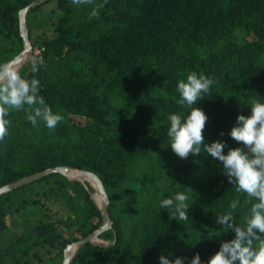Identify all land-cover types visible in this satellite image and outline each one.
Returning a JSON list of instances; mask_svg holds the SVG:
<instances>
[{
	"label": "trees",
	"instance_id": "trees-1",
	"mask_svg": "<svg viewBox=\"0 0 264 264\" xmlns=\"http://www.w3.org/2000/svg\"><path fill=\"white\" fill-rule=\"evenodd\" d=\"M32 1L0 0V63L23 49L18 13ZM99 3L46 0L26 12L28 38L44 60L35 74L40 95L63 120L49 130L42 122L33 127L23 110L10 112L0 140V187L56 166L99 177L112 227L100 242L81 245L68 264H159L160 255L188 264L197 253L207 264L234 237L216 217L236 199L233 215L243 226L251 205L203 148L187 159L172 151L167 118L187 115L177 104V82L203 73L215 80L195 105L208 117L204 142L224 141L225 152L242 146L228 133L238 114L250 115L253 100L264 102V0H107L89 20ZM32 19L46 33L39 42ZM28 67L27 61L21 74L30 79ZM93 191L87 181L55 172L2 193L0 235L6 232L11 244L6 216L39 210L43 217L30 228L24 221L15 241L56 247L62 261L67 244L103 222ZM177 192L188 196L186 221L160 209ZM4 245L0 239V252Z\"/></svg>",
	"mask_w": 264,
	"mask_h": 264
},
{
	"label": "clouds",
	"instance_id": "clouds-1",
	"mask_svg": "<svg viewBox=\"0 0 264 264\" xmlns=\"http://www.w3.org/2000/svg\"><path fill=\"white\" fill-rule=\"evenodd\" d=\"M71 2L77 7L93 4V0ZM106 3L107 0H104V3L96 4L89 14V20L98 18L100 9ZM28 64V72L33 74L30 79L21 74L23 64L14 60L0 63V140L8 135L10 122L6 117L12 111L23 110L33 127H39L42 122L49 130H55L63 120V116L54 113L40 95V81L35 78V74L44 66L43 58L39 55L32 56L28 59ZM214 83L213 78L195 72L177 82V104L187 110V115L168 116L169 144L181 159H187L189 155H199L203 148L222 163L223 174L229 183L235 185L237 193L245 194L251 205L243 226L235 222L233 215L239 200H232L230 210L216 217V223L223 227L224 232L232 230L234 237L222 241L219 249L209 257L207 264H264V240L261 239L264 236V102L253 100L249 105L250 115H237L236 123L228 135L242 146L229 148L225 152L224 141L215 140L210 144L204 142L203 130L208 117L200 108L195 107L199 99L211 94ZM223 134L220 133L221 136ZM187 201L188 196L185 193L177 192L174 197L163 199L160 209L168 210L172 219L186 221L189 219ZM257 241L259 243L254 244ZM159 264H184V259L176 257L170 260L166 255H160ZM188 264L204 262L197 253Z\"/></svg>",
	"mask_w": 264,
	"mask_h": 264
},
{
	"label": "water",
	"instance_id": "water-1",
	"mask_svg": "<svg viewBox=\"0 0 264 264\" xmlns=\"http://www.w3.org/2000/svg\"><path fill=\"white\" fill-rule=\"evenodd\" d=\"M43 1H46V0H34L31 3H29L27 6H25L24 8L19 10V13H18L19 31H20V36L22 37V41H23V49L18 53V55H16L12 59L18 63H21V64L26 63L28 61V59L30 58V55H31L32 44L28 38V32H27V27H26V23H25L26 12L29 9L37 6L38 4H40ZM55 172H58V173L65 175L69 180H78L81 183H84L85 181H87L89 184H91L97 192L96 195L99 196V200H97V201L94 199L93 196H92V198L95 201V203L97 204V206L101 212L102 219H103V222L99 228L90 232L89 234H87L83 238H81L77 241L71 242V243L66 245V247L63 249V258H62L61 264H68L69 261L71 260L72 256L76 252V250L81 245H83L84 243H87V242H94V239L98 238V235L101 232H103L104 230L110 229L112 227V221H111V219L108 215V211H107V204L109 202V199H108V196L105 192V189H104L103 184H102L101 180L99 179V177L91 171L72 169L71 167H68V166H56L53 168H46L42 171L35 172L33 174H30L28 176H25V177H22L18 180H15L9 184L1 186L0 187V194L6 193V192L11 191L15 188H18V187L23 186L27 183H30L34 180H37L38 178H41L47 174H51V173H55ZM90 181L93 182V184L90 183ZM71 248H72V251H71Z\"/></svg>",
	"mask_w": 264,
	"mask_h": 264
},
{
	"label": "rangeland",
	"instance_id": "rangeland-1",
	"mask_svg": "<svg viewBox=\"0 0 264 264\" xmlns=\"http://www.w3.org/2000/svg\"><path fill=\"white\" fill-rule=\"evenodd\" d=\"M32 26V38L39 42L40 39H43V35H46L42 31V27L38 25L37 19H32L31 22ZM50 32L47 33L49 35ZM32 44V43H31ZM40 53L39 47H33L31 48V55L35 56ZM78 117H73V121L79 122ZM82 123V121L80 122ZM91 183V181H90ZM91 187H93L91 184H89ZM94 188V187H93ZM96 190L94 188V191L91 193V195L94 197V199L97 201L99 200V196L96 195ZM36 209V208H35ZM21 215H18L14 213L12 216L7 215L6 216V223L8 224V228L12 229L13 231L10 232L11 236H14L13 242L9 243V238L6 235V232L0 235L1 243L5 244V248L1 249L0 252V264H26L25 260L28 264H59L61 261L60 256H58V248L56 247H47V246H31L29 243L24 242H18L15 241L19 235H21V227L25 225L23 224L24 221H26V225L28 228H30L32 225H34L35 222H37L38 218L43 217V212L41 211H26L24 209L21 210ZM16 220L17 222H15ZM15 222V223H14ZM14 223V224H13ZM21 224V225H20ZM69 231V230H68ZM71 232V231H69ZM66 236H68V233H65ZM74 236H79L78 233H73ZM71 235V234H70ZM95 242H100L99 238L94 239ZM9 243V244H8ZM21 246L24 248V252L21 251ZM26 249V253H25ZM39 255L38 257L35 255Z\"/></svg>",
	"mask_w": 264,
	"mask_h": 264
},
{
	"label": "bare ground",
	"instance_id": "bare-ground-1",
	"mask_svg": "<svg viewBox=\"0 0 264 264\" xmlns=\"http://www.w3.org/2000/svg\"><path fill=\"white\" fill-rule=\"evenodd\" d=\"M93 184V182H91ZM71 251H72V248H71Z\"/></svg>",
	"mask_w": 264,
	"mask_h": 264
}]
</instances>
